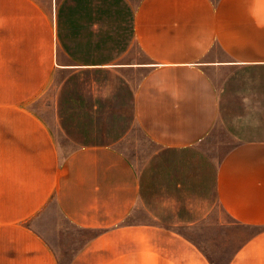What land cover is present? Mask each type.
I'll return each mask as SVG.
<instances>
[{
	"label": "crops",
	"instance_id": "obj_1",
	"mask_svg": "<svg viewBox=\"0 0 264 264\" xmlns=\"http://www.w3.org/2000/svg\"><path fill=\"white\" fill-rule=\"evenodd\" d=\"M217 204L264 264V0H0V264H217Z\"/></svg>",
	"mask_w": 264,
	"mask_h": 264
},
{
	"label": "rangeland",
	"instance_id": "obj_2",
	"mask_svg": "<svg viewBox=\"0 0 264 264\" xmlns=\"http://www.w3.org/2000/svg\"><path fill=\"white\" fill-rule=\"evenodd\" d=\"M57 89L47 88L41 94L40 100L37 104V109L42 115H45L49 123L52 125V115L55 107L54 99ZM133 127H137L134 124ZM134 137H142L138 129H134ZM151 151L154 153L156 146L154 143L150 144ZM138 144L133 143L130 146L131 154H134L137 149ZM217 214L216 219L209 221L200 227L196 231H188L189 236L193 237L195 240L200 242L201 247L211 256L215 258L217 264H225V261L233 255V253L239 248L243 241L253 234L256 229L250 227L239 226L236 224H231L229 230L224 229L219 226L217 222L219 221V216H225V212L220 205L217 204L216 207ZM39 230L54 244L59 243L60 249L67 247L69 250L77 249L84 239L87 237L88 233H84L73 227L68 221H66L63 216L59 213L54 204L51 205L48 213L45 215L41 221L38 222ZM58 228V230H57ZM60 228V230H59ZM67 229V231H66ZM66 234L59 236V234ZM66 243V244H65ZM63 245V246H62ZM66 247V248H67Z\"/></svg>",
	"mask_w": 264,
	"mask_h": 264
}]
</instances>
